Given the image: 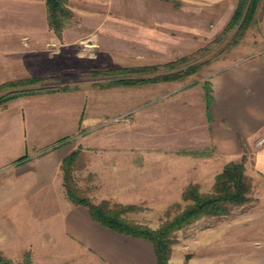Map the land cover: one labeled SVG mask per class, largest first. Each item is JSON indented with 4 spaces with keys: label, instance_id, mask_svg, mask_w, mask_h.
Wrapping results in <instances>:
<instances>
[{
    "label": "rangeland",
    "instance_id": "1",
    "mask_svg": "<svg viewBox=\"0 0 264 264\" xmlns=\"http://www.w3.org/2000/svg\"><path fill=\"white\" fill-rule=\"evenodd\" d=\"M40 2L0 0V27H18L23 17H27L26 23H36L40 11L43 26L49 27L45 0ZM68 5L73 10L65 28L69 29L68 44L49 48L57 53L43 66L52 75L29 86H67L81 91L72 96L84 106L80 129L52 148L76 142L70 152L80 150L73 181L81 193L96 204L107 200L110 205H135L124 216L158 230L190 203L183 197L187 186L197 183L200 193L211 192L229 159L216 153L213 144L195 148L196 143L183 138L180 130L204 124L206 102L196 94L202 85L208 91L207 83L214 74L264 48V0L241 38L231 43L237 37V26L225 42L193 62L201 63L193 74L128 85L114 84V78L103 73L165 63L205 47L229 23L233 15L228 17L230 4L214 0H68ZM6 92L9 90L1 93ZM263 148L254 141L251 150L245 148L246 173L252 183L250 200L225 215L204 216L173 231L169 264H264V170L257 164V153ZM204 151L213 156L202 154ZM61 176L63 179L62 170ZM63 187L69 203L87 208L70 200ZM43 214L45 219L48 213ZM91 218L85 228L91 243L62 245L60 230L57 257L50 260L40 254L36 261V251L26 253L34 264H159L152 241L117 232ZM2 258L11 259L0 248V261ZM11 260L18 264L24 259Z\"/></svg>",
    "mask_w": 264,
    "mask_h": 264
},
{
    "label": "crops",
    "instance_id": "2",
    "mask_svg": "<svg viewBox=\"0 0 264 264\" xmlns=\"http://www.w3.org/2000/svg\"><path fill=\"white\" fill-rule=\"evenodd\" d=\"M214 1L230 4L228 17L237 5L235 0ZM39 15L36 23H26L27 17H23L18 27H0V83L52 75L44 72L43 64L57 53L50 47L62 42L67 46L69 29L59 37L43 26L41 11ZM209 80L211 103L205 85L196 93L206 102L204 124L197 129L185 127L180 133L196 143L195 148L213 144L216 153L229 158L228 163L243 155L245 148L251 150L253 141L256 143L264 133V48ZM80 92L55 90L23 95L0 106V248L13 260L24 259L28 250L36 251V261L40 254L50 260L57 257L60 230L62 245L92 241L85 232L92 221L90 212L69 203L61 176L62 159L76 142L52 148L80 129L84 106L72 99ZM24 155L27 158L18 162ZM257 164L264 170V148L257 153ZM43 213H48L45 219Z\"/></svg>",
    "mask_w": 264,
    "mask_h": 264
},
{
    "label": "trees",
    "instance_id": "3",
    "mask_svg": "<svg viewBox=\"0 0 264 264\" xmlns=\"http://www.w3.org/2000/svg\"><path fill=\"white\" fill-rule=\"evenodd\" d=\"M262 0H239L236 9L226 27L218 34V36L209 42L205 47L176 58L174 60L146 65L143 67H119L117 70L108 71L103 74H110L114 79V84H136L141 82L173 80L184 78L193 74L200 67L201 63H193L199 57H202L208 51H211L217 44L225 42L232 30L239 26L237 37L232 39L231 43L241 38L242 32L248 27L249 23L255 16L257 9ZM47 9V21L49 27L55 33L62 37L63 32L73 17V10L68 5V0H45ZM241 33V34H240ZM165 70V73L160 71ZM116 73V74H115ZM139 73H149V78L137 76ZM137 74V75H136ZM44 78L32 77L21 78L0 83V93L9 90V92L0 94V105L7 101L17 98L23 94L41 93L49 90H69L67 86H39L29 87L31 85L43 82ZM207 100L208 104L212 101L211 82L207 83ZM24 87L22 89H15ZM209 107V106H208ZM244 155L238 160H232L225 164L222 171L216 176L214 188L211 192L200 193L197 183H191L184 190L183 197L190 203L179 213L174 219L166 222L158 230H153L146 225H142L128 220L124 214L135 210V205L116 204L110 205L109 201L104 200L101 203H94L91 199L81 193V190L74 183L73 169L80 150H74L67 154L61 163L63 172V184L70 200L76 204L87 206L91 216L104 226H107L117 232L129 234L136 237H142L153 242L159 264H169L170 246L173 242L171 235L173 231L179 229L204 216H221L229 213L235 206L243 205L250 200L252 183L250 177L246 173L247 156ZM194 155L200 153L192 152ZM209 155V153H202ZM27 158V155L20 157V162ZM0 264H16L11 259L2 258ZM18 264H34L29 253H26L24 260Z\"/></svg>",
    "mask_w": 264,
    "mask_h": 264
},
{
    "label": "built area",
    "instance_id": "4",
    "mask_svg": "<svg viewBox=\"0 0 264 264\" xmlns=\"http://www.w3.org/2000/svg\"><path fill=\"white\" fill-rule=\"evenodd\" d=\"M256 145L263 146L264 145V133L258 137L256 140Z\"/></svg>",
    "mask_w": 264,
    "mask_h": 264
}]
</instances>
